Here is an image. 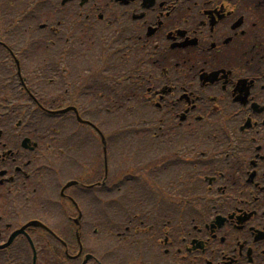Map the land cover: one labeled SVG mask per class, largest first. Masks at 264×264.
<instances>
[{
    "label": "flooded vegetation",
    "instance_id": "1",
    "mask_svg": "<svg viewBox=\"0 0 264 264\" xmlns=\"http://www.w3.org/2000/svg\"><path fill=\"white\" fill-rule=\"evenodd\" d=\"M32 89L52 106L68 95L80 107L84 91L145 110L116 189V242L85 241L108 231L113 198L76 187L84 243L72 226L27 228L35 264H264V0H0V264H32L27 239L11 236L55 219L62 177L106 187L97 147L66 149L65 119L41 122L22 98ZM124 149L118 139V164Z\"/></svg>",
    "mask_w": 264,
    "mask_h": 264
},
{
    "label": "rangeland",
    "instance_id": "2",
    "mask_svg": "<svg viewBox=\"0 0 264 264\" xmlns=\"http://www.w3.org/2000/svg\"><path fill=\"white\" fill-rule=\"evenodd\" d=\"M44 91V90H43ZM93 101L92 100H90V99H88V98H85L84 99V104H86V105H90L91 103H92ZM108 102H110V100L108 101ZM125 106V105H124ZM116 109H117V105H116ZM123 111V110H122ZM117 113H119V110H115V112H114V114H113V116H115ZM110 122H108L107 124H109ZM114 123H116V121L114 122ZM114 126V125H113ZM90 146H91V144H90ZM124 150H131V149H124ZM114 157H116L117 158V156L116 155H112L111 154V161L113 162V164H115V166L117 165V163H116V160L114 159ZM128 157H130V156H128L127 154H124L123 156H122V158L123 159H127ZM138 157H139V155H138ZM124 165H125V162H121L119 165H118V169H119V173H120V170H122V168L124 167ZM112 179H116V178H112ZM111 181V180H110ZM80 207L82 208V205L80 204ZM118 219V217H115V218H112L111 216H109L108 217V219L106 220V221H104V227H106L105 225H111V224H113V222H115L116 220ZM90 220H91V218H90ZM91 222H92V220H91ZM92 225L93 226H98V225H96L94 222H92ZM94 228H96V227H94ZM115 228H113L112 230H114ZM112 241H115V238H114V235L112 236Z\"/></svg>",
    "mask_w": 264,
    "mask_h": 264
}]
</instances>
